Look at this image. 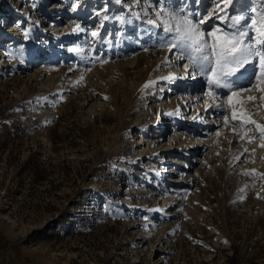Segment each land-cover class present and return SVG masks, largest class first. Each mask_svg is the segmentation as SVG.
<instances>
[{
    "label": "rangeland",
    "instance_id": "obj_1",
    "mask_svg": "<svg viewBox=\"0 0 264 264\" xmlns=\"http://www.w3.org/2000/svg\"><path fill=\"white\" fill-rule=\"evenodd\" d=\"M161 7L206 15L214 3L0 0V264H264V181L241 174L264 173V148L237 140L223 109L204 127L167 103L189 84L156 79L177 54L162 47ZM214 91L215 104L229 92ZM174 130L205 143L174 149Z\"/></svg>",
    "mask_w": 264,
    "mask_h": 264
},
{
    "label": "snow or ice",
    "instance_id": "obj_2",
    "mask_svg": "<svg viewBox=\"0 0 264 264\" xmlns=\"http://www.w3.org/2000/svg\"><path fill=\"white\" fill-rule=\"evenodd\" d=\"M136 2L139 3V0ZM200 2L201 0H196L197 4ZM211 2L214 3V7L206 15L199 11H187L186 8L169 11L161 7L156 17L166 34L162 37L165 41L162 47H167L170 52L177 50L176 59L186 61L183 65L186 75L191 71V74L206 76L208 91L205 95L212 101L208 106H215L227 113L222 117L224 127H231L237 140L246 141L247 144H253L258 140V147L264 148V122L255 119V114L247 107L250 103L256 104L258 100L256 114L264 111V7L252 8V15L247 17L229 16L227 10L234 4V0ZM261 4L264 5V0H261ZM75 7L74 5V10ZM213 17L224 27L220 25L205 27ZM157 20H149V23L155 24ZM80 30L79 25L73 29ZM25 35L27 36V33ZM91 35L97 38L99 33L93 31ZM72 51L81 52L83 49L77 48ZM248 65L252 66L251 71L246 68ZM233 77L236 79H231ZM172 78L171 74L162 77ZM153 84L154 81L149 80L141 90ZM214 89L229 90L226 99L220 104H215L219 97ZM251 93H259V96ZM261 120H264V117H261ZM216 135L219 137L221 132L218 131ZM249 151V148L245 147L243 152L234 156V160L240 162L241 157ZM251 154H255V148L251 149ZM241 174L264 181V173H259L254 168L242 170ZM240 191L243 192L244 188ZM240 199L243 200L244 197L241 196Z\"/></svg>",
    "mask_w": 264,
    "mask_h": 264
},
{
    "label": "bare ground",
    "instance_id": "obj_3",
    "mask_svg": "<svg viewBox=\"0 0 264 264\" xmlns=\"http://www.w3.org/2000/svg\"><path fill=\"white\" fill-rule=\"evenodd\" d=\"M174 57H176V56L174 55ZM163 62L165 63V60ZM175 62H178L176 58H174L173 60H170V61H169V59H167L166 64H168V65L166 66L164 73H165V76H169V74H171L173 78L167 79L166 87H169V84H170V85L177 87L178 89L180 88L183 91V89L185 90V88H186L184 83H188L189 86L187 88L188 91L187 92L185 91L184 94L183 93L178 94V92H177V93H175L176 95L173 97L167 96L166 97L167 103L171 106L177 107L178 113L181 112L182 110L185 112L188 110V108L192 109V113L189 116H187V119H185V116L182 115L181 120H183V121L191 122V119L196 118V121L197 122L199 121L204 127H210V125L215 126L216 122H214V120L211 118L213 116H218V111L214 106H212V107L208 106L209 104L212 103V101H210L209 98L205 95V93L208 91V87H206L205 90L200 88L201 87L200 86L201 80L204 78H202V75H200V74H191L190 75L191 78L189 80H187V82H183V81H185L184 79H186L188 75L185 76V74H183L184 76H180L181 73H184V70L181 68L180 65H178ZM162 77H164V76L160 75L159 78H156V79L159 80L160 82L161 81L166 82V79H162ZM205 83L207 85L206 81H205ZM183 85H184V87H183ZM191 90H192V92H191ZM166 92L170 93L169 88H167ZM190 104H193V105L190 106ZM203 117H205V118H203ZM208 117H211V118H208ZM202 133L204 134L206 132L193 130L192 133H189L187 139H185L184 137H186V136H184L183 133H181V132L178 133L177 131L174 130V132L172 133V136L170 138L171 139L170 143H171V145L176 144V146H174V149L184 147V150L191 152V151H194V149L196 147L199 148V147H202L204 145L205 139H203V137L199 136ZM176 139H177V141H176ZM168 151L172 152V151H170V148H168ZM171 163H173V162L171 161ZM175 164H177V162H175Z\"/></svg>",
    "mask_w": 264,
    "mask_h": 264
}]
</instances>
